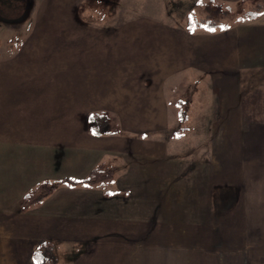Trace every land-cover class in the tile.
Masks as SVG:
<instances>
[{"label":"crops","instance_id":"1","mask_svg":"<svg viewBox=\"0 0 264 264\" xmlns=\"http://www.w3.org/2000/svg\"><path fill=\"white\" fill-rule=\"evenodd\" d=\"M6 1L0 264H33L45 240L59 264H264V14L190 31L150 15L92 22L72 0ZM184 79L186 105L203 101L178 133ZM96 112L108 133L92 132ZM98 166L114 178L61 182L22 211L40 182Z\"/></svg>","mask_w":264,"mask_h":264},{"label":"trees","instance_id":"2","mask_svg":"<svg viewBox=\"0 0 264 264\" xmlns=\"http://www.w3.org/2000/svg\"><path fill=\"white\" fill-rule=\"evenodd\" d=\"M197 8L203 10L205 14L198 17L195 12L190 15L188 29L190 31L208 30L216 31L227 29L243 20H255L264 14V0H241L238 7L234 9L232 5L225 4L217 0H197ZM237 14L232 23L227 22V18ZM183 102L180 101V106ZM182 126L178 132H185L187 127V111L179 110ZM92 132L98 135L106 134L110 131V115L106 112L92 113L89 117ZM184 124V125H183ZM115 176L112 168L98 166L82 181L62 179L56 181L45 180L40 182L34 189L28 191L21 200L22 211H27L30 207L40 204L48 197L61 182L77 184L84 182L88 184H103L110 182ZM33 259L36 264H59V256L56 245L53 241L45 240L41 242L33 252Z\"/></svg>","mask_w":264,"mask_h":264},{"label":"rangeland","instance_id":"3","mask_svg":"<svg viewBox=\"0 0 264 264\" xmlns=\"http://www.w3.org/2000/svg\"><path fill=\"white\" fill-rule=\"evenodd\" d=\"M6 2L15 4L18 1L14 0L11 2L7 0ZM34 2L37 1L30 0V4H33ZM66 2L69 3L71 1L66 0ZM72 2L80 7L78 11L80 18L100 24H106L108 26L117 25L126 20L143 15L155 16L157 18L179 24H188L192 13L195 12L198 17L205 14L203 10L197 8V0H72ZM3 3V0H0V4ZM238 3L230 5L236 9L238 7ZM236 15L237 14H233L227 18V22L232 23ZM179 85L180 92L177 94L178 97L182 99L180 101L183 102L180 109H185L187 111V117H189V109L194 110V108H196L193 107L192 109L190 106L196 105L199 102L202 103L201 100L203 101V96L201 97L202 94L199 92H196V94L194 93V98L191 99L192 102L190 106L186 105L184 100L188 97V95L191 96V94H193L190 90L192 85L188 83L186 79H184L182 84ZM184 124L187 127V123ZM181 126L182 122L180 123V127ZM33 264H36V262Z\"/></svg>","mask_w":264,"mask_h":264}]
</instances>
